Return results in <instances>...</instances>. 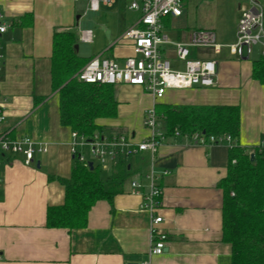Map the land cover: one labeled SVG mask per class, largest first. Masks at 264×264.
Wrapping results in <instances>:
<instances>
[{"label": "crops", "instance_id": "1", "mask_svg": "<svg viewBox=\"0 0 264 264\" xmlns=\"http://www.w3.org/2000/svg\"><path fill=\"white\" fill-rule=\"evenodd\" d=\"M100 1L99 11L128 0H114L111 6ZM256 1L264 9V0ZM251 2L186 0L182 16L164 18L163 32L173 42H187L198 30L215 33L217 48L192 49L190 57L216 62V85L168 90L157 103L139 87L115 86L118 115L100 119L101 132L125 133L140 142L149 136L143 123L153 106L156 112L162 105L238 106L240 146L251 155L263 148L264 84L253 77L263 49L257 45L243 59L234 51L242 8L251 7ZM0 6L9 26L1 37L5 66L0 106L6 114L5 127L13 139L30 137L48 146V152L37 154L31 166H25L21 157L0 164V264H232V247L223 241L221 187L228 176L230 147L226 143L202 146L189 136L168 135L158 112L165 133L158 154L152 158L144 152L125 159L128 176L120 193L111 201H98L85 227L47 226L48 209L65 202L62 180L70 179L74 164L72 131L61 124L59 96L53 89L54 34L74 33L78 28L74 34L79 40L80 31H92L79 29L83 16L91 11L88 0H0ZM129 29L114 40L109 59L122 61L133 54V43L122 38ZM162 49L163 56L175 63L173 47ZM98 56L105 55L90 58ZM118 164L99 167L106 183ZM152 169L163 190L160 227L169 236L161 256L149 255L151 215L141 209L143 194L131 193L133 181L148 186ZM146 192L144 188L142 193Z\"/></svg>", "mask_w": 264, "mask_h": 264}, {"label": "built area", "instance_id": "2", "mask_svg": "<svg viewBox=\"0 0 264 264\" xmlns=\"http://www.w3.org/2000/svg\"><path fill=\"white\" fill-rule=\"evenodd\" d=\"M129 9L139 12L141 17L137 24L123 34V40L133 43V54L122 61L92 58L78 73L79 81L86 84L129 85L143 89L150 95L154 103L163 99L168 90L190 88H211L216 85L217 64L213 60L192 59L191 50L217 48L216 35L213 31H194L187 42H173L163 32L162 21L166 17H180L186 0H128ZM111 6L114 0H102ZM100 0H88V10L97 12ZM238 22L234 51L240 59L249 57L255 46H262L264 58V9L261 4L252 0L251 7L242 8ZM0 6V80L5 66L1 37L7 32L8 25ZM79 40L83 43L93 42L92 31H80ZM173 47L175 63L163 56V46ZM144 127L149 132L146 140L135 141L125 133L106 135L102 132L91 138L72 132L71 152L74 159L88 167L90 160L86 151L93 155L94 167L107 169L112 164L148 152L154 158L165 140L159 116L155 106L148 109L144 117ZM6 114L0 106V164L10 163L21 157L25 166H31L37 154H46L48 146L38 143L30 137L13 139L10 129L6 128ZM180 136L179 132L175 133ZM193 142L202 146L226 143L230 148L234 142L229 135L220 138H205L200 134L191 137ZM166 174V173H165ZM148 186L138 181L131 182L132 194H143L141 209L151 215L150 256H161L166 252L168 234L161 229L164 219L159 214L162 208L163 190L158 185V176L150 171L147 176ZM1 184V179H0ZM147 188L146 193L142 190ZM147 264V263H146Z\"/></svg>", "mask_w": 264, "mask_h": 264}, {"label": "trees", "instance_id": "3", "mask_svg": "<svg viewBox=\"0 0 264 264\" xmlns=\"http://www.w3.org/2000/svg\"><path fill=\"white\" fill-rule=\"evenodd\" d=\"M78 38L72 32H56L53 40L52 82L60 104L61 124L91 138L100 133V119L118 115L115 86L86 84L77 75L92 59L75 50ZM253 77L264 84V58L254 64ZM166 123L167 134H200L205 138L231 136L228 176L221 182L224 191L223 241L232 247V264H264V147L251 152L239 144L241 115L238 106L162 105L157 109ZM128 176L124 160L106 183L102 170L93 171L74 159L72 175L62 180L65 202L50 207L49 228L80 229L86 226L88 213L101 200L111 201L120 193ZM108 184V188L107 185Z\"/></svg>", "mask_w": 264, "mask_h": 264}, {"label": "rangeland", "instance_id": "4", "mask_svg": "<svg viewBox=\"0 0 264 264\" xmlns=\"http://www.w3.org/2000/svg\"><path fill=\"white\" fill-rule=\"evenodd\" d=\"M129 5V1H127V3L119 1L118 5L113 9L102 7L99 12H88L86 16H83L79 29L92 30L94 41L93 43H83L78 40L79 56L88 59L99 53H104L105 56H102V59H109L108 56L111 54L109 48L114 40L120 36L124 30L135 25L140 18V14L130 10ZM77 32L78 28L75 29L74 33L76 34ZM86 157L89 158L90 161L94 160L93 155L90 154L88 150L86 151Z\"/></svg>", "mask_w": 264, "mask_h": 264}, {"label": "water", "instance_id": "5", "mask_svg": "<svg viewBox=\"0 0 264 264\" xmlns=\"http://www.w3.org/2000/svg\"><path fill=\"white\" fill-rule=\"evenodd\" d=\"M75 50H76V52L78 53V51H79V47H78V45L75 46ZM252 157H253V155H252ZM88 167H89V169H90L91 171H93V170H94L93 162H89V163H88Z\"/></svg>", "mask_w": 264, "mask_h": 264}]
</instances>
